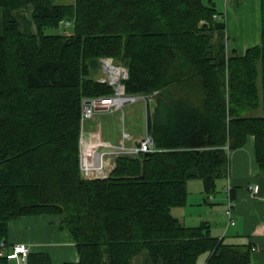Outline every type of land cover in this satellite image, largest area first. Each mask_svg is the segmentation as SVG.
<instances>
[{"label": "trees", "instance_id": "obj_1", "mask_svg": "<svg viewBox=\"0 0 264 264\" xmlns=\"http://www.w3.org/2000/svg\"><path fill=\"white\" fill-rule=\"evenodd\" d=\"M261 13L262 42L239 54L214 0H0V253L11 221L40 215L75 242L61 264H252L249 244L172 209L190 180L215 192L250 137L264 172V0ZM102 58L128 69L127 94L153 95L154 149L85 178L84 100L115 93ZM27 264L55 263L31 251Z\"/></svg>", "mask_w": 264, "mask_h": 264}, {"label": "crops", "instance_id": "obj_2", "mask_svg": "<svg viewBox=\"0 0 264 264\" xmlns=\"http://www.w3.org/2000/svg\"><path fill=\"white\" fill-rule=\"evenodd\" d=\"M215 2L223 16L221 18L226 22L229 51L244 54L247 48L262 42V0H216ZM117 111L119 110L98 113L92 118L93 120H90L95 122L96 116L105 115L108 117ZM85 130L94 134L99 132L100 138L110 144L117 145L123 142V135L120 141L113 142L109 138H104L100 130L91 128ZM132 136V139L128 140L131 142L126 143L128 146L144 138L135 140L134 134ZM92 138L94 139L93 135ZM112 151L110 150L111 153ZM254 151V138L250 137L245 146L231 152L229 173L220 187V196L215 195L214 192V194L207 193L202 179L188 181L187 202L185 206L176 210V214L173 208L172 213L188 226H197L203 221H207L211 226V234L218 238H224L229 243L249 244L252 264H264V172L256 161ZM193 185H196V189L193 188ZM256 185L259 186V189L254 193L253 188ZM227 186L231 187L232 198L235 201L232 210L234 224L230 223L225 214L229 202ZM209 194L213 195L211 200H209ZM192 195L196 202V205L190 204L192 210L196 206H201L202 199L205 204L213 206H201L202 210L206 211L204 214H202L203 211H190L186 206ZM8 242L7 250H11L15 243H29L32 245V251H48L55 264L76 261L79 258L72 236L68 232L60 230L59 226L49 223L46 218L40 215L21 216L11 221ZM203 254L199 257L198 264H207L210 253L205 256ZM2 264H19V262L17 259H8L6 263Z\"/></svg>", "mask_w": 264, "mask_h": 264}, {"label": "built area", "instance_id": "obj_3", "mask_svg": "<svg viewBox=\"0 0 264 264\" xmlns=\"http://www.w3.org/2000/svg\"><path fill=\"white\" fill-rule=\"evenodd\" d=\"M112 60V58H102L101 61L103 63V74L100 75L101 77H98L97 79L103 82L107 81L112 84L115 87V93L112 95H103L94 98H86L83 103L84 122L87 119L93 118L95 114L115 112L116 110L123 109L127 103L133 102L140 97L139 95H130L126 93L125 87L122 84V80L128 77V69H125L122 66L114 65L112 63ZM107 64H109L111 68H109ZM92 135L94 134L87 132L83 129L81 136V168L83 176L85 178H97L108 176L113 170V164L109 163V155L113 154V152L116 154H140L142 152H151L154 149V140L152 136L148 133L145 138L141 139L139 142H136L131 146H125L124 144H109L104 141L101 142L106 145L105 147H110L111 150L115 148L112 153L110 152V150L106 152L103 150H94L91 152L90 147L92 145H95L92 143V141L94 140L92 138ZM132 137L133 136L132 134H130V132L124 131L123 141L131 140ZM107 172H109L108 175H106ZM253 189V192L256 193L259 189V186L256 185ZM226 190L229 192V202L225 214L228 216L230 223L234 224L235 222L232 216V210L235 205V202L230 198L231 187L227 186ZM212 198L213 195L210 194L209 200H211ZM31 251L32 245L29 243H15L13 244L11 250H7L6 244L2 243V250L0 254L6 256L9 259H17L19 264H27L28 256Z\"/></svg>", "mask_w": 264, "mask_h": 264}, {"label": "rangeland", "instance_id": "obj_4", "mask_svg": "<svg viewBox=\"0 0 264 264\" xmlns=\"http://www.w3.org/2000/svg\"><path fill=\"white\" fill-rule=\"evenodd\" d=\"M56 1L63 2V3H65V2L70 3V2H72L74 0H56ZM204 1L206 2L208 0H204ZM70 30H71L70 27L65 28V26L62 27V30L60 29V31H64V32H68ZM215 38L217 40H218V38L220 39L219 32L216 34V37ZM225 42H226L227 49H229L230 48V45L227 44V34H226ZM112 63L114 65H116V66H122L125 69H127L124 65H122L120 63H116V61L114 62L112 60ZM93 69H94V71L96 73V78L101 77L100 75L103 74V63L102 62L96 63L94 65ZM139 96L140 97L137 98V100H135L133 102H130V103H127L124 106L123 109H119V111H117V113H115L114 115H111V116H108V117L105 116V115H103L102 117L96 116L94 118L95 122H92L90 119H87L84 122V124H85L84 125V130L86 128L100 130L101 133H102V136L104 138H109L113 142L120 141L121 140V136L123 135L124 131H128L131 134H134L135 140L140 139L141 137H144L145 138L147 136V134H148V132H147V109H148V107L147 106H151V109H152L153 95H148V96H146V95H139ZM123 114H124V116H123ZM93 137H94V140L93 139H91V140H93L92 143L95 144V145H92L90 147V151L91 152L94 151V150L101 151L102 150L101 148H103V149L105 148L103 150L105 152L111 150L110 147H105L106 145L104 143H101V142H103V140L100 138L101 136H100V133L99 132L98 133L95 132V134L93 135ZM100 140H102V141H100ZM125 142L126 141H123L122 143H119L118 145H120V144L123 145L124 144L125 146H128L127 144H129L131 141H127L126 142L127 144ZM113 150H115V148ZM118 154L113 153L110 156L109 163L110 164H113L112 169L114 168L115 165H117V159L121 155H123V154H130V155H134V156L135 155H140V154H131V153H122V154H119V155ZM108 174H109V172L106 173V175H108ZM222 182H224V180L223 181H220L218 183L217 189L214 192L215 195H217V194L219 195L220 194L219 193V190H221L220 187L222 185ZM193 188L196 189V185H193ZM202 197H203V195H202ZM190 199H191L190 202L186 206V208H189L190 211H197V212L203 211L202 214H204L206 211H205V209L202 210L203 208H201V206H204V207L213 206V205L205 204L204 200L202 199V201L200 202L201 203L200 204L201 206H196L195 209L192 210L190 204L194 203L196 205V202L193 200V199H195V197L192 195ZM214 201H215V199H214ZM216 203H217V200H216ZM179 207L181 208L182 206H176V207H174L175 214L177 213L176 210H179ZM175 216H177V215H175ZM207 254H209V252H205L203 254V256H205Z\"/></svg>", "mask_w": 264, "mask_h": 264}, {"label": "bare ground", "instance_id": "obj_5", "mask_svg": "<svg viewBox=\"0 0 264 264\" xmlns=\"http://www.w3.org/2000/svg\"><path fill=\"white\" fill-rule=\"evenodd\" d=\"M107 66L109 67V68H111V66L109 65V64H107ZM118 73V72H117ZM114 76H116V75H114ZM148 114V113H147Z\"/></svg>", "mask_w": 264, "mask_h": 264}]
</instances>
